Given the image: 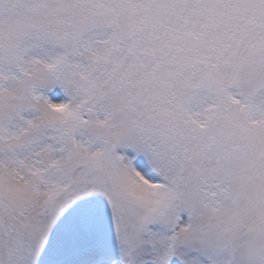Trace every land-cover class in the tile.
Segmentation results:
<instances>
[{
  "label": "snow or ice",
  "instance_id": "snow-or-ice-1",
  "mask_svg": "<svg viewBox=\"0 0 264 264\" xmlns=\"http://www.w3.org/2000/svg\"><path fill=\"white\" fill-rule=\"evenodd\" d=\"M0 264H264V0H0Z\"/></svg>",
  "mask_w": 264,
  "mask_h": 264
}]
</instances>
